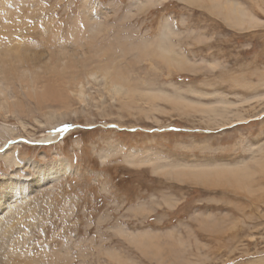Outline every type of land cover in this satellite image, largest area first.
I'll return each instance as SVG.
<instances>
[{
    "label": "rangeland",
    "instance_id": "rangeland-1",
    "mask_svg": "<svg viewBox=\"0 0 264 264\" xmlns=\"http://www.w3.org/2000/svg\"><path fill=\"white\" fill-rule=\"evenodd\" d=\"M236 2L261 23L235 27L201 0H80L68 10L67 0H22L14 17L22 16L20 35L31 40L23 52H86L90 27L80 25L92 24L102 30L98 45L163 41L181 59L170 66L128 51L116 70L132 95L92 83L89 100L70 98L74 110L62 116L22 96L0 109V183H25L41 170L18 217L20 247L40 264H65L64 255L66 264H264V0ZM4 154L15 157L11 166ZM195 164L251 173L240 183L211 176L207 184L181 169ZM202 215L219 229L199 228ZM119 229L147 234L165 259L142 254ZM0 264H8L1 253Z\"/></svg>",
    "mask_w": 264,
    "mask_h": 264
},
{
    "label": "bare ground",
    "instance_id": "bare-ground-1",
    "mask_svg": "<svg viewBox=\"0 0 264 264\" xmlns=\"http://www.w3.org/2000/svg\"><path fill=\"white\" fill-rule=\"evenodd\" d=\"M203 1L206 2V6L208 5L210 12L223 18L224 21L229 22L235 27H249L261 23L251 12H249V10H246V6L236 2L237 0ZM203 1L201 0V3ZM21 10L22 0H0V109L8 106H18L20 103L18 99L22 96L26 99L34 100L36 104L49 103L48 105L50 106L59 107L58 116H62L60 115L61 112L67 114L69 110H74L69 105L70 98H75L81 103L88 98L89 93L87 92V86L92 83L102 84L109 93L117 96L121 95L127 97L128 95H132V92L130 94L129 91V84L132 82L126 78L122 79L124 74L122 73L123 75L121 74L122 77H120L119 75L121 72L118 75L116 70L117 61L119 58L124 57L128 51L140 52L142 57H153L156 60L167 62L170 66H176L181 61L180 58H172L171 51L168 52V48L165 45L166 42L164 43L163 41H160L159 43L153 41L151 43L131 44L126 46V44L130 43L125 40L119 41V39H114L103 45H98L99 31L102 30L100 26H95V28L92 24L85 25L87 28L90 27V33L84 35V40L89 46V49L86 52L71 50L66 48L67 46H62V48L59 49L58 53L61 52L60 54L57 52H48L44 56L33 54L28 51L23 52L24 48L30 46L29 44L31 43V40L30 38L20 35V33L22 34V16L20 18H15L14 13L17 12L18 14L16 13V15L20 16L19 13H22ZM87 37H89V39H87ZM167 46L169 47V45ZM174 68L189 69L192 67ZM91 99V101H93L92 97ZM225 107H227V105ZM44 116L49 120H46L43 125L51 126L54 123L52 120L53 118H49L47 114ZM3 158L9 163L8 166H11V163L15 162V157L12 156V154H4ZM27 163L34 173V170L36 171L37 169V165L29 160ZM235 167L236 168L227 166V164L226 166L217 165L212 167L206 165L196 166L195 164L193 166H183L181 169L190 171L189 174L195 178L203 177L205 179H210V177L213 176L216 181L220 183H223V180L227 181L226 179L228 178H231L233 183H240L243 179L242 177L251 173L248 171V168L237 169V166ZM39 172H41L40 168H38L36 174ZM35 175L33 179L29 181L27 180L25 183L14 181L12 178L6 179L0 183V243H3L2 246L6 245L7 247V251L0 253L8 264H21L19 262L21 258L26 259L28 261L27 264H40L39 257L30 254V249L20 247L24 237L21 230L18 228V217H21L22 207L24 205V207L26 206V209L29 208V204L27 203L31 200L33 194L36 192L37 185L39 184ZM177 175H184L185 178L184 172H179ZM189 179V183H191V178ZM200 180L198 184L203 181L208 184L209 182H212L213 179L211 181H205L203 179L201 182ZM194 181H196V179ZM194 181L193 183H195ZM230 184L232 183L230 182ZM232 186L234 187V185ZM248 187L250 189V185ZM202 216L203 217H197L196 219L199 228L219 229V222L215 220L214 216ZM118 233L130 243L135 244L140 251L142 250V254L151 255L158 263L165 259H163V256L161 255L162 248L160 249L147 234H134L124 231L123 229H119ZM168 237L171 240H175L170 233L168 234ZM170 243L172 242L170 241ZM181 245L182 240L177 239L176 246H174L178 248ZM4 247L1 249H4ZM182 247H180L179 250L175 248V254L181 253ZM169 249L172 252L171 246ZM175 254L173 253L174 257L177 256H175ZM50 255L48 259L52 262L55 253H52V259L50 258ZM111 257L116 260L117 263L121 262V256L118 257L114 252H111ZM63 258L66 264L68 255H64Z\"/></svg>",
    "mask_w": 264,
    "mask_h": 264
},
{
    "label": "snow or ice",
    "instance_id": "snow-or-ice-1",
    "mask_svg": "<svg viewBox=\"0 0 264 264\" xmlns=\"http://www.w3.org/2000/svg\"><path fill=\"white\" fill-rule=\"evenodd\" d=\"M52 4L56 3V0H51ZM80 3V0H67V3L63 4V7L65 10H68L69 8H74ZM81 28L85 27L84 25H80ZM184 143H188V141H185ZM195 150V149H194ZM204 151H213L214 149L204 148L202 149ZM175 159H180L182 157H174Z\"/></svg>",
    "mask_w": 264,
    "mask_h": 264
}]
</instances>
